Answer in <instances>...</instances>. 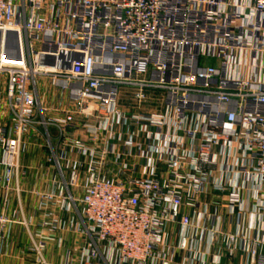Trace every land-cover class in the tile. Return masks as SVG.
I'll list each match as a JSON object with an SVG mask.
<instances>
[{"label":"built area","instance_id":"obj_1","mask_svg":"<svg viewBox=\"0 0 264 264\" xmlns=\"http://www.w3.org/2000/svg\"><path fill=\"white\" fill-rule=\"evenodd\" d=\"M33 143L60 178L44 227L77 210L87 239L62 264H219L196 252L226 221L211 195L261 217L227 240L264 264V0H0L7 182Z\"/></svg>","mask_w":264,"mask_h":264},{"label":"crops","instance_id":"obj_2","mask_svg":"<svg viewBox=\"0 0 264 264\" xmlns=\"http://www.w3.org/2000/svg\"><path fill=\"white\" fill-rule=\"evenodd\" d=\"M48 156L49 150L46 148L34 143L27 144L20 156L18 173L7 182V170L2 162L0 147V264H34L36 255L30 248L42 241L43 234L52 238L46 242L43 253L49 264H62L68 255L76 258L79 250L86 245V237L76 232L72 223L80 222L77 210L58 212L61 221L58 230L44 227V223L49 221L46 216L55 210L43 209L44 197L54 196L60 189L58 170L47 162ZM203 199L209 204L211 213L217 211L226 221L217 239L210 242L206 238L197 242L196 252H210V258H220L219 264H252L253 244L248 241L243 245L239 240L230 243L227 236L236 237L241 230H251L249 235L253 236L255 231L250 228L260 226L261 217L252 219V216L247 215L245 226L241 228L237 225L236 216L230 218L223 208L213 205L215 196ZM185 213L189 215L191 212L186 209ZM168 230L174 239L181 232L179 225L169 226ZM185 257L186 253L179 251L176 262L180 263Z\"/></svg>","mask_w":264,"mask_h":264}]
</instances>
